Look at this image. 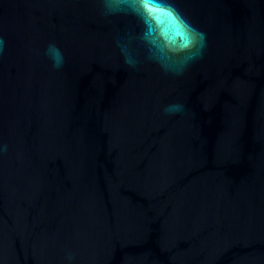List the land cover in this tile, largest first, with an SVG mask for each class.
I'll list each match as a JSON object with an SVG mask.
<instances>
[{
	"label": "water",
	"instance_id": "obj_1",
	"mask_svg": "<svg viewBox=\"0 0 264 264\" xmlns=\"http://www.w3.org/2000/svg\"><path fill=\"white\" fill-rule=\"evenodd\" d=\"M174 2L180 76L100 0H0V264H264V0Z\"/></svg>",
	"mask_w": 264,
	"mask_h": 264
},
{
	"label": "clouds",
	"instance_id": "obj_2",
	"mask_svg": "<svg viewBox=\"0 0 264 264\" xmlns=\"http://www.w3.org/2000/svg\"><path fill=\"white\" fill-rule=\"evenodd\" d=\"M102 14L106 17L132 16L142 26L138 34L127 33L117 40L123 62L135 68L141 64L139 49L144 59L154 62L165 72L182 75L189 65L203 55L206 46L205 34L193 27L175 7L174 0H100ZM4 40L0 38V53ZM54 69L65 64V55L54 42L44 51ZM184 106L170 103L163 108L165 115L181 113ZM73 254L69 253V264Z\"/></svg>",
	"mask_w": 264,
	"mask_h": 264
}]
</instances>
